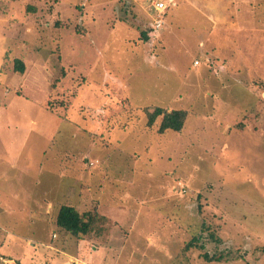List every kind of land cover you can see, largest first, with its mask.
<instances>
[{
	"label": "rangeland",
	"instance_id": "374dc122",
	"mask_svg": "<svg viewBox=\"0 0 264 264\" xmlns=\"http://www.w3.org/2000/svg\"><path fill=\"white\" fill-rule=\"evenodd\" d=\"M153 1L0 0V264H264V0Z\"/></svg>",
	"mask_w": 264,
	"mask_h": 264
},
{
	"label": "trees",
	"instance_id": "16d2710c",
	"mask_svg": "<svg viewBox=\"0 0 264 264\" xmlns=\"http://www.w3.org/2000/svg\"><path fill=\"white\" fill-rule=\"evenodd\" d=\"M14 70L18 74H22L24 72L23 63L18 59L14 61ZM145 112L148 126H152L155 120L158 117H161L158 133H164L168 130L179 133L186 120V113L183 110L166 111L163 108L157 107L154 108L152 112H149V110H145ZM61 119L62 121L64 120L63 117ZM99 219L104 220L106 218H98L96 214L92 213L82 214L73 206L62 205L57 211L55 225L67 234L80 237L91 234L96 221ZM96 231L102 232V229H96ZM220 243V238L217 237V235L212 232L205 223H202L199 228V232L195 234L189 242L184 244L183 252L195 250L199 253L198 258L206 263L220 261L222 256H217L215 253H209L207 248L210 244L215 247Z\"/></svg>",
	"mask_w": 264,
	"mask_h": 264
},
{
	"label": "built area",
	"instance_id": "2783aa9c",
	"mask_svg": "<svg viewBox=\"0 0 264 264\" xmlns=\"http://www.w3.org/2000/svg\"><path fill=\"white\" fill-rule=\"evenodd\" d=\"M154 9L157 11V17H160L161 13H162V10L165 9V4L163 1H158V0H154ZM160 26V21H157L156 23V28H159Z\"/></svg>",
	"mask_w": 264,
	"mask_h": 264
},
{
	"label": "crops",
	"instance_id": "0c3cea01",
	"mask_svg": "<svg viewBox=\"0 0 264 264\" xmlns=\"http://www.w3.org/2000/svg\"><path fill=\"white\" fill-rule=\"evenodd\" d=\"M158 1H163L164 4H165V9L162 10V13H161V15H160V16L163 15V17H164L165 14H166V12H167L168 6H167L165 0H158ZM151 8H152V10H153V13L155 12L156 15L159 14V13H157V11L154 9V2H152V6H151ZM163 13H164V14H163ZM7 159H8V158H7ZM8 162H9V161H8ZM9 163H10V162H9ZM73 207H74V206H73ZM74 208H75V207H74ZM47 210H48V209H47ZM104 216H105V215H104ZM104 216H103V217H104ZM6 262H7V263H13V261H11V259H7Z\"/></svg>",
	"mask_w": 264,
	"mask_h": 264
}]
</instances>
